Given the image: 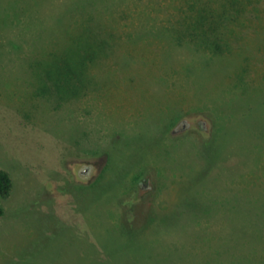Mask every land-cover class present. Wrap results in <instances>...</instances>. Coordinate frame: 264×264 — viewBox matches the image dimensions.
<instances>
[{"label":"rangeland","instance_id":"1","mask_svg":"<svg viewBox=\"0 0 264 264\" xmlns=\"http://www.w3.org/2000/svg\"><path fill=\"white\" fill-rule=\"evenodd\" d=\"M0 166V264H241L264 0H0Z\"/></svg>","mask_w":264,"mask_h":264},{"label":"trees","instance_id":"2","mask_svg":"<svg viewBox=\"0 0 264 264\" xmlns=\"http://www.w3.org/2000/svg\"><path fill=\"white\" fill-rule=\"evenodd\" d=\"M259 10V9H258ZM205 11H209V10H205ZM203 11V12H205ZM260 11V10H259ZM211 14H214V11L211 10ZM248 12V6L247 4L243 3V4H236L235 6H233V12L231 13L233 17H247L246 14ZM85 21H83L81 23V31L86 33V34H92L94 33V27H92L93 24V20H89V19H84ZM91 60V58H87V61ZM13 186V179L10 175V173L5 170L4 168H2L0 166V193H8L10 192V189H12ZM246 195H248V193H246ZM252 194V197L250 198H254L255 201H258V205L259 207H257V211H256V215L252 216V223H253V227L251 228V234L249 235V237H247V240L243 242V246L245 247V249H243L241 253V257H248L246 260H242L241 264H264V197H260L258 195H254ZM249 198V199H250ZM5 213V208L2 204V202L0 201V217L3 216ZM244 219H246L248 217V215L246 214H242ZM256 249H254L255 254L254 255H248L246 253V251L250 248V247H254ZM226 264H233L231 262L226 261Z\"/></svg>","mask_w":264,"mask_h":264},{"label":"flooded vegetation","instance_id":"3","mask_svg":"<svg viewBox=\"0 0 264 264\" xmlns=\"http://www.w3.org/2000/svg\"><path fill=\"white\" fill-rule=\"evenodd\" d=\"M183 122H184L185 125L188 124V121H187V120H186V121L184 120ZM178 130H179V129H175V131H178ZM91 167H94V163H92ZM91 167H85L84 169L81 170V173H82L83 175L88 174L89 171H91ZM150 187H151V185H150L148 182H144V185H143L144 190H147V189H149Z\"/></svg>","mask_w":264,"mask_h":264},{"label":"water","instance_id":"4","mask_svg":"<svg viewBox=\"0 0 264 264\" xmlns=\"http://www.w3.org/2000/svg\"><path fill=\"white\" fill-rule=\"evenodd\" d=\"M186 121V120H185Z\"/></svg>","mask_w":264,"mask_h":264}]
</instances>
